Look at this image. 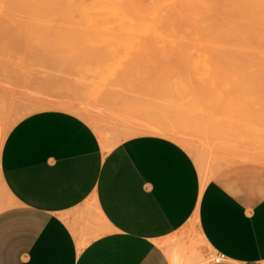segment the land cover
Masks as SVG:
<instances>
[{
	"label": "rangeland",
	"instance_id": "374dc122",
	"mask_svg": "<svg viewBox=\"0 0 264 264\" xmlns=\"http://www.w3.org/2000/svg\"><path fill=\"white\" fill-rule=\"evenodd\" d=\"M53 1L0 0L1 102L7 127L28 113L42 109L63 108L86 119L97 131L100 139L105 144L107 143L106 148L123 138L138 133H147L148 129H160L165 131L164 136L177 141L192 155L200 171L203 172L204 178H207L217 168L252 164L257 167L259 181L264 183V43H262L264 42V16L262 15L264 11H260L261 9L264 10L262 8V6L264 7V0L263 3L261 0L262 5L259 4L260 0H256L259 6L254 3L255 0H206L205 2H203L204 0H198V2L197 0H183L187 7L184 6L185 4L179 5L182 4V0H179L180 2L175 1L176 3L170 0L173 1V5H176L177 11L174 10V6L171 7L172 5L167 7L168 4H171L169 1L167 4V0L166 3L165 0H133V3L138 2L134 6H132V0H110L111 4L107 0L111 7L106 5V0L105 2L103 0H87V3L84 0H72L75 2L59 0L60 3L56 0L59 6L57 2ZM120 1H124L121 3L122 5L118 4ZM160 1H164L162 8L166 10L164 16L169 18L165 20L171 21L168 22L170 26L165 23L166 21H163V12L160 13L161 20L159 15H154V12L163 10L160 6L161 3L159 4ZM223 1H227L225 2L227 11L226 8L224 11ZM243 1L245 2L243 3ZM76 2L79 4L82 2L81 5H76L77 11L72 9V6L75 7L73 3L76 4ZM129 2H131L130 5ZM84 3L86 7H84ZM191 3L195 6L194 9ZM200 3L203 6H200ZM245 3L252 5V7L254 4V7L249 8V10ZM150 4L154 11L149 9ZM235 4L236 6H234ZM60 5L65 10H62ZM144 5L147 8L142 11L141 8H144ZM93 6H97V9H94ZM113 6L120 7L115 8ZM179 6L181 9L178 8ZM219 6L220 10L216 9L217 12H214L215 8H219ZM130 7H135V10L139 11L136 12ZM84 8L89 11L85 9L84 12ZM196 8L197 12L202 11V14L199 12L197 15V12L194 11ZM123 9H125L124 13ZM254 9L255 11H253ZM251 10L254 13L252 14L256 16L255 19L253 16L252 20L250 18L251 21H248L251 22L250 24L253 22L251 25L255 27L253 30L247 22L248 18L252 17V14L247 17V13H251ZM120 12L125 15L121 16L123 14ZM142 12L146 14L145 16L149 15L150 20L157 17L162 23L159 22L160 25L156 23V18L151 21L154 25L151 24L148 22L149 19L142 16ZM177 12L186 14L185 19L181 13ZM188 12H190V16L192 15L191 12H194L195 15L190 17ZM140 13L141 16L138 17L137 14L140 15ZM175 14L179 17L182 16L181 20L177 19ZM128 15L132 19L131 24L130 18L129 20L126 19ZM202 15H205L203 17L207 21L203 20ZM226 15L229 16L230 22H228ZM236 15L239 16L240 21L242 18L247 23L242 21L239 24L240 21ZM193 16H198L199 21L194 18L196 23L193 22L194 20L190 19H193ZM258 16H260L259 19H257ZM261 16L263 20H261ZM186 18L191 21L189 22ZM138 19L141 22L146 19L147 24L145 22L140 24V21L137 24ZM202 20L205 24L211 22L210 28H208V24L200 27V24L204 23ZM183 21L186 24L190 23V26L194 24L197 27L191 28L187 24V27L191 28L187 30V34V31L184 32V29H187L186 24L181 25L184 24ZM135 23L137 24L136 27L134 26ZM144 23L145 26L140 27ZM243 23L246 25H242ZM124 24H126L127 30ZM155 24H158L161 29L158 25L154 27ZM259 24L263 28L261 32L256 29L257 27L259 29ZM165 25L167 28H163ZM203 26L205 29L207 28V33L210 31L209 34L204 31ZM212 26L215 28L213 29ZM242 26H247L244 27L246 31L244 29L241 31ZM249 26L251 32L247 30ZM144 27L147 31L143 30ZM168 27L176 29L170 30ZM140 28H142L141 31H139ZM197 28L199 31L203 30L204 36L198 30V32L195 31ZM218 29H222V31H218ZM163 30L167 31V33L163 32V36L167 34L174 39L171 41L170 38L167 42V40H162V34L157 37V34ZM229 30L234 34L231 35ZM172 31L175 34L178 32V35ZM136 32L138 34H135ZM189 32L194 35L199 33V36L193 35V37ZM218 32L223 41H220ZM223 32L226 34L224 35ZM262 33L263 35H261ZM181 34L187 35V39ZM258 34L261 35V38L263 37V41ZM239 35L243 38H240ZM188 36H192L193 39ZM196 38L197 41L194 43L197 44L190 42ZM198 38L199 41L202 38V43L205 42V45L206 41L209 40L207 42L208 48L207 46L204 48V43H200ZM230 41L233 44L237 43L236 46L238 47L235 44L231 45ZM159 42L164 44L160 45ZM212 42H215L214 45ZM238 42H241L240 45ZM169 43H176L172 46L175 45V47L172 48ZM181 44L184 48L181 47ZM196 45L199 47H194ZM177 46H179L178 49ZM228 46L233 47L229 48ZM241 46H243L244 51ZM260 46L261 48H259ZM239 47L241 50L238 49ZM217 48L221 49L218 50ZM250 50L251 54L249 53ZM203 53H206V56ZM207 53L211 55H207ZM248 53L249 56L252 53L258 54H254L250 58ZM245 58L247 63L243 61ZM252 59H254L253 62ZM207 62L209 63L207 64ZM225 67L228 69L226 70ZM249 73L253 75L251 74V76ZM215 74L216 77H214ZM253 76L256 78L253 79ZM263 193L264 187L258 194ZM202 242L192 232L188 241L180 238L173 247L182 250L185 254L188 253L191 262L199 264L210 261L214 255L211 249L203 248ZM261 264H264V261Z\"/></svg>",
	"mask_w": 264,
	"mask_h": 264
},
{
	"label": "crops",
	"instance_id": "0c3cea01",
	"mask_svg": "<svg viewBox=\"0 0 264 264\" xmlns=\"http://www.w3.org/2000/svg\"><path fill=\"white\" fill-rule=\"evenodd\" d=\"M1 98L0 77V264H194L173 247L192 232L225 257L199 264L264 261L254 165L204 178L172 138L138 133L106 148L63 108L7 127Z\"/></svg>",
	"mask_w": 264,
	"mask_h": 264
},
{
	"label": "bare ground",
	"instance_id": "6f19581e",
	"mask_svg": "<svg viewBox=\"0 0 264 264\" xmlns=\"http://www.w3.org/2000/svg\"><path fill=\"white\" fill-rule=\"evenodd\" d=\"M38 1H39V0H38ZM47 1H48V0H47ZM50 1H53V0H49V2H50ZM57 1H59V0H57ZM57 1L55 0V1H53V2H57ZM69 1H71V2H75V1H72V0H69ZM69 1H68V3H70ZM86 1H87V0H84L85 3H87ZM91 1H92V0H91ZM94 1H95V0H94ZM100 1H102V0H100ZM103 1L105 2V0H103ZM109 1H110V0H109ZM138 1H140V0H138ZM141 1H142V0H141ZM150 1H151V0H150ZM153 1H154V0H153ZM168 1L171 3L170 5L168 4ZM173 1L175 2V1H179V0H173ZM173 1L167 0V4H168L167 7H168V8H169V6H171V5H172V6H171L172 8H173V6H174V8H175L176 5H175V4H174V5L172 4ZM200 1H201V0H200ZM205 1H206V0H204L203 2H205ZM212 1H213V0H212ZM214 1H215V0H214ZM220 1H221V0H220ZM227 1H228V0H227ZM227 1H225V2H227ZM231 1H232V0H231ZM240 1H241V0H240ZM245 1H247V0H245ZM245 1H243V3H244ZM253 1H254V0H253ZM255 1H256V0H255ZM23 2H24V1H23ZM31 2H32V1H31ZM36 2H37V1H36ZM61 2H62V1H61ZM104 2H102V3H104ZM114 2H115V1H114ZM123 2H124V1H123ZM123 2L120 1V2H118V4H119V5H122L121 3H123ZM127 2H128V1H127ZM134 2H135V1H134ZM162 2H164V1H160V2H159V4L161 3V4H160L161 9H163V8H162V6H163V5H162ZM179 2H180V1H179ZM188 2H189V1H188ZM194 2L196 3V1H194ZM194 2H193V4H194ZM197 2H198V0H197ZM223 2H224V1H223ZM225 2H224V6H225V7H224V11H225V8H226ZM229 2H230V1H229ZM234 2H235V1H234ZM248 2H249V1H248ZM57 3H58V2H57ZM59 3H60V1H59ZM59 3H58V6H59ZM81 3H82V2H81ZM81 3H80V4H79L78 2H76V4L73 3V5H74L75 7L72 6V9L77 8L76 5H77V4L81 5ZM85 3H84V7H86V6H85ZM95 3H96V2H95ZM105 3H106V5H107V4L109 5V2H108L107 0H106ZM111 3H112V2L110 1V4H111ZM116 3H117V2H116ZM116 3H115V5H116ZM125 3H126V2H125ZM125 3H124V4H125ZM135 3H136V2H135ZM135 3H133V0H132V4H133L132 6H134ZM137 3H138V2H137ZM137 3H136V4H137ZM139 3H140V2H139ZM151 3L154 4V2H151ZM165 3H166V0H165ZM175 3H176V2H175ZM206 3H208V2H206ZM209 3H210V2H209ZM221 3H222V2H221ZM235 3H236V2H235ZM254 3L257 4V5L259 6V4H261V0H260V3H259V4L257 3V1L254 2ZM262 3H263V0H262ZM47 4H48V3H47ZM53 4H54V3H53ZM98 4H99V3H98ZM113 4H114V3H113ZM118 4H117V5H118ZM130 4H131V2H129V5H130ZM146 4H148V3H146ZM184 4H185V2H183V0H182V4H179V5L182 6V5H184ZM188 4H190V3H188ZM191 4H192V3H191ZM193 4H192V7H193V9H194L195 6H193ZM211 4H212V2H211ZM216 4H217V3H216ZM222 4H223V3H222ZM229 4H231V3H229ZM229 4H228V5H229ZM237 4H238V3H237ZM245 4H246V3H245ZM37 5H38V4H37ZM41 5H42V4H41ZM44 5H45V4H44ZM56 5H57V4H56ZM67 5H68V4H67ZM69 5H70V4H69ZM94 5H95V4H94ZM150 5H151V4H150ZM177 5H178V3H177ZM199 5H200V6H203V5H201V3H200ZM217 5H218V4H217ZM246 5L248 6V9L254 7V4H253V7H252V5H249V4H246ZM261 5H262V4H261ZM54 6H55V5H54ZM54 6H52V7H54ZM62 6H63V4H62ZM62 6L60 5L61 8H63ZM109 6H110V5H109ZM139 6H140V5H139ZM144 6H145V5H144ZM147 6H149V5H147ZM180 6H179L178 8L181 9ZM184 6L187 7L186 4H185ZM234 6H236V4H235ZM27 7L30 9L29 6H27ZM52 7H51V8H52ZM82 7H83V6H82ZM93 7H94V6H93ZM110 7H111V6H110ZM113 7H115V8H119L120 6H118V7L113 6ZM121 7H122V6H121ZM196 7H197V5H196ZM221 7L223 8V6H221ZM37 8H38V6H37ZM39 8H40V7H39ZM55 8H56V6H55ZM55 8H53V9H55ZM69 8H71V7H69ZM130 8H132V7H130ZM137 8H138V6H137ZM142 8H143V7H142ZM142 8H141V10L143 11V10H145V8H147V7L145 6L143 9H142ZM150 8H151L152 10H151ZM197 8H198V7H197ZM197 8L194 10L195 13L197 12ZM202 8H204V7H202ZM205 8H206V7H205ZM207 8H208V7H207ZM213 8H215V7H213ZM235 8H236V7H235ZM262 8H264V7L262 6ZM43 9H44V8H43ZM56 9L59 10L58 8H56ZM72 9H71V13H72ZM85 9L87 10V8H84V12H85ZM94 9H97V6L94 7ZM106 9L108 10V7H107ZM113 9H114V8H113ZM132 9L135 10V7L132 8ZM149 9H150L151 11H154V10H153L154 8H152V5H151V7H149ZM180 9H178V10H180ZM199 9H200V8H199ZM199 9H198V10H199ZM216 9L220 10V6H219V8H215V11H214V12H217ZM237 9H238V8H237ZM260 9H261V8H260ZM44 10H45V9H44ZM62 10H65V9L63 8ZM62 10H60V11H62ZM75 10H76V9H75ZM124 10H125V9H123V13H124ZM127 10H129V9H127ZM163 10H164V11H163ZM163 10H161L160 12L158 11L159 13H158V12H154V15H155V16H158V15H159V19H160V20H161V17H162L160 13L163 12L162 15L164 16V13L166 12L165 9H163ZM174 10L177 11L176 8H175ZM174 10H172V11H174ZM202 10H204V9H202ZM208 10H209V8H208ZM227 10H228V8H226V11H227ZM246 10H247V9H246ZM249 10H250V9H249ZM37 11H38V9H37ZM53 11H54V10H53ZM76 11H77V10H76ZM82 11H83V9H82ZM87 11H89V10H87ZM92 11H95V10H92ZM109 11H110V13H111V10H109ZM116 11H117V10H116ZM135 11L137 12V11H139V10H135ZM168 11H169V10H168ZM253 11H255V9H254ZM253 11L251 10V13H250V12H249V14L247 13V17H249V16L253 13ZM260 11L262 12V11H264V10L261 9ZM73 12H74V11H73ZM112 12H113V11H112ZM130 12H131V11H130ZM145 12H146V11H145ZM170 12H171V11H170ZM199 12H200V14H202V13H201L202 11H198V12H197V15H199V14H198ZM210 12H211V11H210ZM239 12H241V11H239ZM244 12H245V10H244ZM247 12H248V11H247ZM69 13H70V12H69ZM104 13H105V12H104ZM113 13H114V12H113ZM113 13H112V14H113ZM118 13H119V11H118ZM120 13H121V12H120ZM123 13H121V14H123ZM127 13L130 14L129 12H127ZM138 13H139V12H138ZM142 13H143V12H142ZM155 13H156V14L158 13V14L156 15ZM177 13H179V12H177ZM180 13H181V15H183V12H180ZM180 13H179V14H180ZM184 13H185V12H184ZM186 13H187V12H186ZM219 13H220V12H219ZM219 13H217V14H219ZM221 13H222V12H221ZM229 13H230V12H229ZM242 13H243V11H242ZM242 13H241V15L243 16L244 13H243V14H242ZM63 14H64V12H63ZM65 14H66V13H65ZM78 14H79V13H78ZM83 14H84V13H83ZM85 14H88V13H85ZM95 14H96V13H95ZM112 14H111V15H112ZM116 14H117V12H116ZM121 14H119V15H121ZM132 14H133V12H132ZM147 14H148V13H147ZM173 14H174V13H172V15H173ZM191 14H192V15H195L194 12H191ZM253 14H254V13H253ZM253 14H252V17H249V18H248L247 22L252 20V18H253V16H254ZM256 14H257V13H256ZM260 14H261V13H260ZM124 15H125V14H123V15H121V16H124ZM135 15H136V13H135ZM145 15H146V14L143 13L142 16H145ZM152 15H153V13H152ZM175 15H176V14H175ZM185 15H186V14H185ZM185 15H183V18H184V19H185ZM192 15H191V16H192ZM205 15H206V14H205ZM205 15H202V17L205 16ZM222 15H223V14H222ZM237 15H238V12H237ZM237 15H236V16H237ZM241 15H240V18H241ZM248 15H249V16H248ZM258 15H259V14H258ZM262 15L264 16V13H263V12H262ZM32 16H33V15H32ZM66 16H67V15H66ZM133 16H134V15H133ZM137 16L140 17V16H141V13H140V15L137 14ZM148 16H149V15H148ZM148 16H145V17H146L147 19H149ZM155 16H154V17H155ZM160 16H161V17H160ZM173 16H174V15H173ZM176 16H177V19H180V20H181L182 16H180V17H179V15H176ZM176 16H175V17H176ZM188 16H190V12H188ZM188 16H186V17H188ZM191 16H190V17H191ZM219 16H220V15H219ZM226 16H227V15H226ZM226 16H225V17H226ZM116 17H117V16H116ZM119 17H120V16H119ZM125 17H126V16H125ZM125 17H123V18H125ZM166 17H167V16H164V20H163V19H162V20H163V21H166L165 19H169L168 17H167V18H166ZM225 17H224V18H225ZM228 17H229V16H227L226 18H227L228 22H230V20H229ZM238 17H239V16H237V18H238ZM255 17H256V16H254V19H255ZM259 17H260V16H258L257 19H259ZM261 17H262V16H261ZM68 18H70V17H68ZM79 18H81V17H79ZM106 18H107V17H106ZM106 18H105V19H106ZM121 18H122V17H121ZM129 18H130V17H129V15H128V18H126V19L129 20ZM142 18H144V17H142ZM156 18H157V17H155V18H153V19H156ZM194 18H195V19H196V18L198 19V16H197V17H194V16H193V19H192V18H190V19H191V20H194ZM250 18H251V20H250ZM82 19H83V18H82ZM126 19H125V20H126ZM150 19H151V18H150ZM150 19H149V20H150ZM153 19H152V20H153ZM186 19H187L189 22L191 21V20H189V18H186ZM199 19H200V18H199ZM199 19H198L197 21H199ZM201 19H202V18H201ZM205 19H207V18H205ZM209 19H210V18L208 17V20H209ZM254 19H253V21H256V20H254ZM260 19H261V18H260ZM70 20H71V19H70ZM128 20H127V22L130 21V24H131V20H132V19L130 18V20H129V21H128ZM145 20H146V19H145ZM145 20H142V22H141L140 19H138V22L136 21V23L138 24L139 21H140V24H142L143 22H145ZM152 20H150V21H148V22L151 23ZM187 20H184V21H187ZM203 20H204V17H203ZM203 20H202V22L207 21V20H204V21H203ZM218 20H219V19H218ZM221 20H222V19H221ZM225 20H226V19H225ZM238 20L240 21L239 18H238ZM261 20H263V17H262ZM83 21H84V20H83ZM118 21H120V20H118ZM154 21H155V20H154ZM157 21H158V22H157ZM177 21H178V20H177ZM184 21H183V22H184ZM210 21H211V20H210ZM210 21H209V22H210ZM235 21H237V20H235ZM242 21L245 22L246 20H244V19L241 18V21H240L239 24H241ZM258 21H259V20H258ZM62 22H63V21H62ZM132 22H133V21H132ZM155 22L158 23V24H159V22L162 23V21H159L158 18H157V20H156ZM168 22H171V21L168 20ZM168 22L166 21L165 23L168 24ZM193 22H195V20H194ZM212 22H213V21H212ZM231 22H233V21H231ZM237 22H238V21H237ZM247 22H245V23H247ZM63 23H64V22H63ZM71 23H73V22H71ZM133 23H134V22H133ZM133 23H132V24H133ZM136 23H135V24H136ZM145 23L147 24V21H146ZM145 23H144V25H142V26H140V24H139V26H140V27H143V26H145ZM191 23H192V22H191ZM195 23H196V22H195ZM210 23H211V22H210ZM210 23H209V24H208L207 22H206V24H205V22H204L203 24L201 23V24H200V27H202V25H204V24H205V26H206L207 24H208L207 26H209ZM213 23H214V22H213ZM223 23H224V22H223ZM248 23H249V22H248ZM250 23H251V22H250ZM250 23H249V25L251 26V25L253 24V22H252V24H250ZM261 23H262V22H261ZM64 24H65V23H64ZM76 24H77V23H76ZM135 24H134V26L136 27L137 24H136V25H135ZM151 24H153V22H152ZM158 24H155L154 27H156V25H158ZM180 24H181V23H180ZM185 24H186V22H184V24L182 23L181 25H185ZM187 24H188L189 27H191V28L195 26L194 24H193L192 26H190V23H187ZM187 24H186V27H187ZM220 24H221V22H220ZM231 24H232V23H231ZM239 24L237 23V26H238ZM256 24H257V23H256ZM256 24H255V25H256ZM78 25H80V24H78ZM125 25H126V24H124V26H125ZM153 25H154V24H153ZM159 25H160V24H159ZM159 25H158V27H159ZM178 25H179V24H177V26H178ZM222 25H223V24H222ZM227 25H228V23H227ZM242 25H246V24L243 23ZM259 25H260V24H259ZM263 25H264V23H263ZM83 26H84V25H83ZM83 26H82V27H83ZM85 26H86V25H85ZM87 26H88V25H87ZM134 26H131V27L135 28ZM168 26H170V24H168ZM177 26H175V27L177 28ZM179 26H180V25H179ZM198 26H199V25H198ZM231 26H232V25H231ZM247 26H248V24H247ZM247 26H244V27H247ZM250 26L248 27L247 30H249ZM253 26H254V25H253ZM253 26H251V27H252V28H251L252 30H253V28H255V27H253ZM261 26H262V25H260L259 29H258V27L256 26V27H257L256 29H257V30H260V31H258V32H261V31L263 30V28H262ZM82 27H81V28H82ZM114 27H115V26H114ZM182 27H183V26H182ZM195 27H197V26H195ZM232 27H233V26H232ZM232 27H231V29H232ZM239 27H240V26H238V28H239ZM244 27L242 26V30H241V31H243ZM83 28H84V27H83ZM125 28H126V26H125ZM138 28H139V27H138ZM163 28H167V25H165V27H163ZM173 28H174V27H173ZM173 28H169V27H168V29H170V30H173ZM176 28H174V30H175ZM191 28H188V27H187L186 30H185L184 28H183V29H184V32H186L187 30H190ZM208 28H210V26H209ZM212 28H213V26H212ZM214 28H215V27H214ZM214 28H213V29H214ZM217 28H218V27H217ZM223 28H224V26H223ZM226 28H227V27H226ZM235 28H236V23H235ZM238 28H237V30H238ZM90 29H91V27H90ZM144 29H145V27L143 28V30H144ZM154 29H155V28H154ZM154 29H152V30H154ZM157 29H158V28H156V30H157ZM159 29H161V27H159ZM180 29H181V28H180ZM193 29H195V28H193ZM193 29H192V30H193ZM203 29H204V31L206 32V29H207V28L205 29V27L203 26ZM261 29H262V30H261ZM91 30H93V29H91ZM126 30H127V28H126ZM141 30H142V28H140L139 31H141ZM145 30L147 31V29H145ZM197 30L199 31L198 28H197L195 31L198 32ZM201 30H202V28H201ZM220 30L222 31V29H218V31H220ZM232 30H234V29H232ZM244 30H245V29H244ZM252 30H249V31L251 32ZM93 31H94V30H93ZM135 31H136V30H135ZM157 31H159V30H157ZM157 31H156V32H157ZM202 31H203V30H202ZM202 31H199V33H200V32L202 33ZM223 31H224V29H223ZM230 31H231V30H229V33H231ZM239 31H240V29H239ZM245 31H246V30H245ZM124 32H125V31H124ZM126 32H127V31H126ZM129 32H130V31H129ZM143 32H144V31H143ZM143 32H140V33H143ZM150 32L153 33V31H150ZM159 32H160V31H159ZM163 32H164V33H165V32L167 33V31L163 30L161 33H158V34H157V37L159 36V34H160V35L162 34L161 36H163V35H164ZM179 32H182V31L179 30ZM191 32H192V31H191ZM208 32L210 33V31H208ZM212 32H213V31H212ZM232 32H233V31H232ZM263 32H264V31H263ZM130 33H131V32H130ZM130 33H127V34L130 35ZM140 33H139V34H140ZM172 33L175 34V32H173V31H172ZM189 33H190V32H189ZM199 33H197V34H195V35L192 34V33H190V34H191L192 36L194 35L195 37H197V36H199V35H198ZM206 33H207V32H206ZM209 33H207V34H209ZM229 33H228V34H229ZM244 33H246V32H244ZM244 33H243V34H244ZM253 33H254V32H253ZM135 34H138V33L136 32ZM149 34H150V33H149ZM176 34L178 35V32H176ZM176 34H175V35H176ZM185 34H186V33H185ZM185 34H184V35L181 34V35H182L183 37L186 36V39H187V35H185ZM187 34H188V31H187ZM218 34H219V32H218ZM221 34H222V32H221ZM223 34H224V32H223ZM225 34H226V32H225ZM225 34H224V35H225ZM228 34H227V35H228ZM232 34H234V33H231V35H232ZM240 34H242V33H240ZM243 34H242V35H243ZM255 34H256V33H255ZM255 34H254V35H255ZM147 35H148V34H147ZM147 35H146V36H147ZM154 35H155V34H154ZM196 35H197V36H196ZM202 35L204 36V33H202ZM202 35H201V36H202ZM229 35H230V34H229ZM235 35H236V33H235ZM245 35H246V34H245ZM250 35H251V34H250ZM254 35H253V37H255ZM258 35H259V34H258ZM261 35H263V33H262ZM261 35H259L260 38H261ZM134 36H135V35H134ZM139 36H140V35H139ZM165 36H166V37H165ZM165 36H163L162 40L164 39V40H167V42H169V40H170L171 37H169L167 34H166ZM182 36H180V37H182ZM192 36H190V37H192ZM194 36H193V37H194ZM203 36H202V38H203ZM239 36H240V38H241V37L243 38V36H241V35H239ZM136 37H137V36H136ZM136 37H135V38H136ZM150 37H152V36H150ZM159 37H160V36H159ZM167 37H169V38H167ZM175 37H176V36H175ZM188 37H189V36H188ZM190 37H189V38H190ZM193 37H192V39H193ZM229 37H232V36H229ZM233 37H234V36H233ZM244 37H245V36H244ZM263 37H264V35H263ZM263 37H262V38H263ZM166 38H167V39H166ZM176 38H179V37H176ZM176 38H175V39H176ZM202 38L200 39L201 41H199V38H198V41H199L200 43H202ZM220 38H221V37H220V34H219V39H220ZM236 38H237V36H236ZM236 38H235V39H236ZM245 38H248V37H245ZM251 38H252V37H251ZM251 38H250V39H251ZM262 38H261V39H262ZM133 39H134V38H133ZM142 39H143V38H142ZM144 39H145V38H144ZM151 39H152V38H151ZM172 39H174V38H171V41H172ZM180 39H181V38H180ZM182 39H183V38H182ZM221 39H222V40H221ZM221 39H220V41H223V38H221ZM238 39H239V38H238ZM257 39H258V37H257ZM135 40H136V39H135ZM156 40H157V39H156ZM184 40H185V39H184ZM184 40H183V41H184ZM253 40H254V39H253ZM259 40H260V39H259ZM152 41H153V40H152ZM154 41H155V40H154ZM154 41H153V42H154ZM158 41H159V40H158ZM178 41H179V39H178ZM187 41H188V40H187ZM189 41H190V40H189ZM196 41H197V38L194 39L193 41L191 40L190 42H193V43H194V42H196ZM208 41H209V40L206 41V45H205V42H203L204 44L202 43L203 45H205L204 48H205L206 46H207V48H208V45H207V44H208V43H207ZM226 41H228V40H226ZM237 41H240V40H237ZM257 41H258V40H257ZM260 41H261V40H260ZM260 41H259V42H260ZM262 41H263V39H262ZM127 42H128V41H127ZM156 42H157V41H156ZM230 42H231V41H230ZM243 42H246V41H243ZM250 42H252V41H250ZM259 42H258V43H259ZM160 43H161V42H159L158 44H160ZM177 43H178V42H177ZM181 43H182V42H181ZM184 43H185V41H184ZM187 43H188V42H187ZM193 43H192V46H193L194 44H197V43H194V44H193ZM212 43H213V42H212ZM212 43H211V44H212ZM214 43H215V42H214ZM214 43H213V45H214ZM225 43H226V42H225ZM238 43H239V42H238ZM240 43H241V42H240ZM240 43H239V45H240ZM252 43H253V42H252ZM262 43H264V42H262ZM144 44H145V43H144ZM155 44H156V43H155ZM162 44H164V43H162ZM162 44H160V45H162ZM169 44H170V43H169ZM173 44H176V43H172V44H170L171 47L173 46ZM223 44H224V43H223ZM229 44H230V43H229ZM232 44H233V43L231 42V45H232ZM234 44H235V43H234ZM234 44H233V45H234ZM236 44H237V43H236ZM236 44H235V46H236ZM256 44H257V42H256ZM259 44H260V43H259ZM137 45H138V44H137ZM141 45H142V44H141ZM141 45H140V46H141ZM145 45H146V44H145ZM148 45H149V43H148ZM170 45H169V46H170ZM181 45H182L181 47H183V44H181ZM198 45H199V43H198ZM198 45H196V46H194V47H199ZM226 45H227V43H226ZM248 45H249V44H248ZM248 45H247V46H248ZM262 45H263V44H262ZM151 46H153V45L151 44ZM192 46H189V47H192ZM245 46H246V45H245ZM247 46H246V47H247ZM143 47H145V46H143ZM163 47H164V46H163ZM174 47H175V45H174ZM174 47H172V48H174ZM178 47H179V46H177V49H178ZM228 47L230 48V47H233V46H228ZM236 47H238V46H236ZM241 47L243 48V46H241ZM241 47H239L238 49L241 50ZM183 48H184V47H183ZM253 48H254V47H253ZM257 48H258V47H257ZM259 48H261V46H260ZM217 49H218V48H217ZM219 49H221V48H219ZM219 49H218V50H219ZM249 49H250V48H249ZM254 49H255V48H254ZM242 50L244 51V48H243ZM251 50H253V49H251ZM251 50H250V52H249L250 54H251ZM255 50L258 51L257 49H255ZM263 50H264V49H263ZM213 51H214V50H213ZM247 51H249V50H247ZM219 52H220V51H219ZM221 52H223V51L221 50ZM245 52H246V51H245ZM262 52H263V51H262ZM214 53H215V52H214ZM243 53H244V52H243ZM249 53H248V56H249ZM179 54H181V53H179ZM203 54L205 55L206 53H203ZM203 54H202V55H203ZM215 54H216V53H215ZM254 54H258V53H252V55H250V56L253 57ZM263 54H264V52H263ZM263 54H261V55H263ZM174 55H175V53H174ZM177 55H178V53H177ZM207 55H211V54H208V53H207ZM224 55H226V54H224ZM205 56H206V55H205ZM214 56H217V55H214ZM250 56H249V57H250ZM199 57H202V56H199ZM249 57H248V58H249ZM203 58H204V57H203ZM207 58H208V57H207ZM228 58H229V57H228ZM230 58H231V57H230ZM230 58H229V59H230ZM240 58H242V57H240ZM243 58H244V57H243ZM246 58H247V57H246ZM246 58H245V60L243 59V61H244L245 63H247V62H246V61H247ZM250 58H251V57H250ZM255 58H256V57H255ZM259 58H260V57H259ZM204 59H205V58H204ZM213 59H214V58H213ZM237 59H238V58H237ZM237 59H236V60H237ZM206 60H207V59H206ZM236 60H235V61H236ZM241 60H242V59H241ZM241 60H240V61H241ZM253 60H254V59H252V62H253ZM250 61H251V60H250ZM261 61H262V60H261ZM254 62H255V61H254ZM201 63H202V62H201ZM208 63H209V62H207V64H208ZM249 63H250V62H249ZM227 65H228V64H227ZM251 65H252V64H251ZM253 65H254V64H253ZM253 65H252V66H253ZM257 65H258V64H257ZM216 66H217V65H216ZM263 66H264V63H263ZM207 67H208V66H207ZM228 67H229V65H228ZM230 67H231V66H230ZM255 67H256V65H255ZM260 67H261V66H260ZM204 68H205V66H204ZM208 68H209V67H208ZM212 68H213V67H212ZM217 68H218V67H217ZM225 68H226V67H225ZM233 68H234V66H233ZM233 68H231V69H233ZM244 68H247V67H244ZM218 69H219V68H218ZM227 69H228V68H226V70H227ZM256 69H258V68H256ZM262 69H263V68H262ZM233 70H234V69H233ZM242 70H243V69H242ZM260 70H261V69H260ZM260 70H259V71H260ZM248 71H249V70H248ZM248 71H247V72H248ZM252 71H254V70L252 69ZM252 71H251V72H252ZM257 71H258V70H257ZM220 72H221V71H220ZM243 72H245V71H243ZM249 72H250V71H249ZM255 72H256V71H255ZM255 72H254V73H255ZM215 73H216V72H215ZM226 73H227V72H226ZM245 73H246V72H245ZM231 74H232V72H231ZM233 74H234V72H233ZM249 74H250V73H249ZM251 74H252V73H251ZM251 74H250V75H251ZM257 74H258V73H257ZM217 75H218V74H217ZM222 75H223V74H222ZM252 75H253V74H252ZM252 75H251V76H252ZM254 75H255V74H254ZM260 75H261V74H260ZM247 76H249V75L247 74ZM212 77H213V76H212ZM214 77H216V74H215ZM260 77H261V76H260ZM262 77H263V75H262ZM262 77H261V78H262ZM255 78H256V77L253 76V79H255ZM223 79H225V78H223ZM257 79H258V78H257ZM233 80H234V79H233ZM237 80H238V79H237ZM254 83H256V82H254ZM257 84H260V83H257ZM260 85H261V84H260ZM256 86H257V85H256ZM263 87H264V86H263ZM256 88H258V87H256ZM263 89H264V88H263ZM155 127H156V126H155ZM157 127H158V126H157ZM159 128H160V127H159ZM142 129H143V128H142ZM161 129H162V128H161ZM137 132H138V131H137ZM147 133H150V134H158V135H164V134H165V131H163V130L161 131L160 129H159V130H158V129L156 130V129H153V128H152V129H148V130H147ZM128 134H129V133H128ZM128 134H127V135H128ZM105 142H106V141H105ZM106 145H107V143H106L104 146L106 147ZM105 147H104V148H105ZM249 154H250V153H249ZM262 154H263V153H262ZM252 160H253V159H252ZM201 173H202V171H201ZM204 259H205V258H204Z\"/></svg>",
	"mask_w": 264,
	"mask_h": 264
},
{
	"label": "built area",
	"instance_id": "2783aa9c",
	"mask_svg": "<svg viewBox=\"0 0 264 264\" xmlns=\"http://www.w3.org/2000/svg\"><path fill=\"white\" fill-rule=\"evenodd\" d=\"M224 255L221 253L214 254L211 258V261L214 263H220L224 260Z\"/></svg>",
	"mask_w": 264,
	"mask_h": 264
}]
</instances>
